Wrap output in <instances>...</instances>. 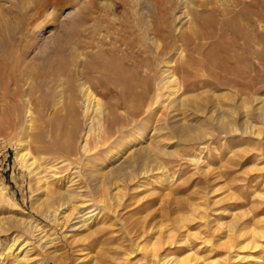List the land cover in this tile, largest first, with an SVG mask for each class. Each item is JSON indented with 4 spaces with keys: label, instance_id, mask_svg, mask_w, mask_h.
<instances>
[{
    "label": "rangeland",
    "instance_id": "1",
    "mask_svg": "<svg viewBox=\"0 0 264 264\" xmlns=\"http://www.w3.org/2000/svg\"><path fill=\"white\" fill-rule=\"evenodd\" d=\"M179 2L0 0V264H264V0ZM83 83L114 125L69 156Z\"/></svg>",
    "mask_w": 264,
    "mask_h": 264
},
{
    "label": "bare ground",
    "instance_id": "2",
    "mask_svg": "<svg viewBox=\"0 0 264 264\" xmlns=\"http://www.w3.org/2000/svg\"><path fill=\"white\" fill-rule=\"evenodd\" d=\"M48 1V0H47ZM151 1V0H150ZM153 1V0H152ZM155 1V0H154ZM185 1V0H184ZM131 3H133L132 1H130ZM144 2V1H143ZM148 2V1H147ZM180 2H181V0H180ZM179 2V3H180ZM201 2H202V0H201ZM172 3H174L173 1H172ZM182 3V2H181ZM186 3H187V1H186ZM204 4H205V6H206V3L205 2H203ZM93 4V3H92ZM154 4H155V6H157V7H159V5L161 4V1H159V2H154ZM184 4V3H183ZM183 4H182V6H183ZM188 4V3H187ZM187 4H186V6H187ZM201 4V3H200ZM164 5V4H163ZM173 5V4H172ZM181 5V4H180ZM131 6H132V4H131ZM137 6H138V4H137ZM140 6V5H139ZM154 6V7H155ZM161 6V5H160ZM185 6V5H184ZM102 7V6H101ZM167 7H169V6H167ZM111 8V10H112V12H113V15L115 14V12H116V10H117V6L116 5H113L112 7H110ZM146 8V7H145ZM174 8V7H173ZM181 8V7H180ZM158 9V8H157ZM182 9V8H181ZM223 9H225V8H222V10ZM140 11H141V9H139ZM162 10H164V9H162ZM166 10V9H165ZM168 10H169V8H168ZM187 10V9H186ZM189 10V9H188ZM145 11V10H144ZM168 12V11H167ZM163 13V12H162ZM184 13V12H183ZM185 13H187L186 11H185ZM136 14V13H135ZM168 14V13H167ZM171 14H172V12H171ZM174 15V14H173ZM183 15V14H182ZM185 15V14H184ZM161 16V15H160ZM186 16H187V14H186ZM100 17H107V13H105V12H102L101 14H100ZM149 18V17H148ZM149 19H147V21H145V22H149L148 21ZM189 22V21H188ZM152 22L150 21V23L149 24H151ZM100 24V23H99ZM140 25V24H139ZM152 25V24H151ZM149 26V25H148ZM161 28V27H160ZM166 30V29H165ZM163 31V30H162ZM135 32H137V31H135ZM166 32V31H165ZM168 32V31H167ZM189 33V32H188ZM132 34H133V32H132ZM135 34V33H134ZM137 34H138V32H137ZM157 35V34H156ZM155 35V36H156ZM124 37V36H123ZM122 37V38H123ZM135 37V36H134ZM160 37V36H159ZM136 39V38H135ZM139 39V38H138ZM155 41V40H154ZM179 41V40H178ZM132 42V41H131ZM134 43V42H133ZM137 43V42H136ZM153 44V43H152ZM186 44V43H185ZM181 45V44H180ZM144 46V45H143ZM179 46V45H178ZM185 46V45H184ZM182 47V46H181ZM186 47V46H185ZM125 48V47H124ZM132 49V48H131ZM124 50V49H123ZM138 50V49H137ZM179 51V50H178ZM138 52V51H137ZM144 52V51H143ZM117 54V53H116ZM121 55H122V53H121ZM138 55V54H137ZM121 57V56H120ZM128 57H129V55H128ZM130 58V57H129ZM128 62V61H127ZM129 65H131V64H129ZM171 65H173V64H171ZM124 66V65H123ZM175 66V65H174ZM174 66L173 67H171V68H174ZM115 68V67H114ZM120 68V67H119ZM168 70H170V69H168ZM168 70H166V71H168ZM174 71V74H171L170 75V79H169V83H171V85L172 84H175V85H180L179 84V82H178V79L176 78V75H175V70H173ZM8 73V72H7ZM179 76V75H178ZM177 76V77H178ZM188 76H189V74H188ZM110 77V76H109ZM4 78V77H3ZM9 78V77H8ZM188 78V77H187ZM191 78V77H190ZM5 79H7V78H4V85L5 86H3V87H5L3 90H5L6 88H7V84H9V83H15V84H17L18 83V81H17V79L14 77V78H10V79H8L9 81H6ZM185 80H186V76H185ZM188 80V79H187ZM151 81V80H150ZM182 82V81H181ZM193 82H195V81H193ZM197 82V81H196ZM3 83V82H2ZM166 83V82H165ZM199 83H201V80H200V82ZM198 84V83H197ZM196 84V85H197ZM1 85V84H0ZM168 85V84H167ZM166 85V86H167ZM170 85V84H169ZM151 86V85H150ZM151 87H153V86H151ZM179 87V86H178ZM194 87H196V86H194ZM186 88V87H185ZM178 89V88H177ZM181 89V88H180ZM1 91V90H0ZM80 94H81V98H82V103H83V111H82V117H81V115H80V117L81 118H79L78 120H75L74 121V123H75V126H76V129H77V134L76 135H71V142L72 143H68L67 142V144H63V148H67L66 149V151H67V153L69 154V156L71 155V156H74V155H76L77 154V143H80V141L81 140H83L84 141V144L83 145H81V147H82V150L83 149H85V150H87V146L90 144V140H91V138L92 137H96V138H99L100 137V135H101V133L103 132V130H105L108 126H113L114 124H113V122H112V120H110L109 119V116H110V113L107 111V107H106V104L105 103H103V101L102 100H100L99 98H97V95L93 92V90L90 88V86L89 85H87L86 83H83L82 85H81V87H80ZM113 91V90H112ZM178 91V90H177ZM177 91H173V92H175V93H177ZM172 92V91H171ZM15 93H17V92H14V96L15 97H17V94H15ZM63 93V92H62ZM80 94H77V93H74V95H73V98H79L80 97ZM60 96V95H59ZM17 98H19V96L17 97ZM60 98H61V96H60ZM27 99V105H28V112H31L32 111V109H31V106H32V102H30L31 100H30V98H26ZM41 101V100H40ZM61 101V100H60ZM59 102V101H58ZM35 103V102H34ZM41 103H43V102H41ZM76 104H77V101L75 102ZM196 104V103H195ZM78 105V104H77ZM82 120V121H81ZM126 120H127V118H126ZM115 121H116V119H115ZM81 124V125H80ZM125 124L126 125H128V123L127 122H125ZM33 126V125H32ZM130 126V125H129ZM128 127V126H127ZM141 129H139V130H143L144 128H145V125L143 124V125H141V127H140ZM121 129V128H120ZM107 130H108V128H107ZM112 131V130H111ZM123 131H124V129H123ZM99 132V133H98ZM120 132H122V131H120ZM123 133V132H122ZM108 134H109V131H108ZM107 134V135H108ZM116 134H118V132L116 133ZM110 135V134H109ZM108 135V136H109ZM122 135V134H121ZM110 137V139L112 138H114V135L111 137V136H109ZM108 137V138H109ZM115 137H116V135H115ZM139 137H141V132L140 133H138V134H136L134 137H132V139L131 140H126V141H123L122 143H120V145H118L116 148H114V149H112L113 151H115V152H113L112 151V156H115L116 154H119L120 152H122L123 150H125L127 147H128V145L131 143V142H133V141H135V140H137ZM109 140V139H108ZM99 142V141H98ZM110 142V141H109ZM162 149V148H161ZM137 151V150H136ZM139 151H140V149H139ZM139 151H137L136 153L134 152V155H133V157H132V161H138V160H143L144 159V157H145V153H140ZM154 152V151H153ZM133 153V152H132ZM131 153V154H132ZM152 155V154H151ZM135 156V157H134ZM98 158V157H97ZM128 158V157H127ZM152 159V158H151ZM157 159V158H156ZM127 160V159H126ZM17 161L22 165V166H25V165H29V166H31V165H33L34 164V161H32V162H29L30 161V159H29V152L27 151H25V150H23V149H19L18 150V153H17ZM129 163V162H128ZM126 164V163H125ZM161 169H163V168H161ZM160 170V169H159ZM158 170V171H159ZM162 173V172H161ZM1 186V185H0ZM3 186V185H2ZM5 190H6V188L5 187H3L2 189H1V193H5ZM7 192V191H6ZM5 195V194H4ZM51 197V200H50V198H48L49 200H50V202H58V201H62L63 203L62 204H64V203H69L71 206H72V209H73V211L75 210V209H77V208H79L80 207V205H81V201H80V199H78V193H75V194H73L72 193V195H70V196H64V195H62V196H57V197H55V196H53V195H51L50 196ZM80 198V197H79ZM84 202V201H83ZM83 202H82V204H83ZM83 207H84V205H83ZM81 208V207H80ZM92 216V215H91ZM90 216V214H89V217H91ZM87 217V216H86ZM35 227L37 228L38 227V225H35ZM1 231V230H0ZM169 231V230H168ZM244 233H243V231H240V236H242ZM170 235H172V234H170ZM262 236V235H261ZM14 240L15 241H17V238L15 237L14 238ZM161 241V240H160ZM250 243H251V245H253L254 244V240L252 239V241H250ZM15 244V243H14ZM14 244L13 245H11V248H12V246H14ZM27 244V243H26ZM25 245H21V246H19V247H17V249H18V252L16 253V254H12L11 256L13 257V258H15V263L16 264H20V263H22V262H24V260H25V258L28 256V253H29V249L27 248V247H24ZM232 245H230V247H231ZM245 247H247V245H245L244 243H240V247L239 248H245ZM14 248V247H13ZM22 253H24L23 254V256H22V258H21V255H22ZM153 256H158V254L157 253H154V255ZM191 258H193L192 256H191ZM159 260V263L160 264H190L191 263V260L188 258V259H184V258H181V257H169L168 259H163V258H159L158 259ZM192 261H193V259H192Z\"/></svg>",
    "mask_w": 264,
    "mask_h": 264
}]
</instances>
